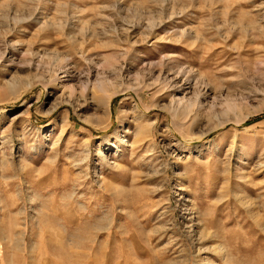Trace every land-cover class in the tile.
Returning a JSON list of instances; mask_svg holds the SVG:
<instances>
[{
    "label": "rangeland",
    "instance_id": "374dc122",
    "mask_svg": "<svg viewBox=\"0 0 264 264\" xmlns=\"http://www.w3.org/2000/svg\"><path fill=\"white\" fill-rule=\"evenodd\" d=\"M0 264H264V0H0Z\"/></svg>",
    "mask_w": 264,
    "mask_h": 264
},
{
    "label": "bare ground",
    "instance_id": "6f19581e",
    "mask_svg": "<svg viewBox=\"0 0 264 264\" xmlns=\"http://www.w3.org/2000/svg\"><path fill=\"white\" fill-rule=\"evenodd\" d=\"M110 89V88H109ZM105 91V90H104ZM107 94V93H106ZM108 106V105H107ZM190 106V105H189Z\"/></svg>",
    "mask_w": 264,
    "mask_h": 264
}]
</instances>
